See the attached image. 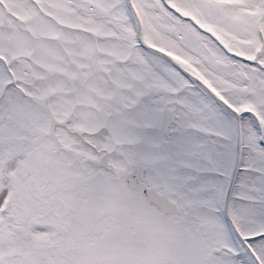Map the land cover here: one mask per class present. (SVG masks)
<instances>
[{"label": "snow or ice", "instance_id": "1", "mask_svg": "<svg viewBox=\"0 0 264 264\" xmlns=\"http://www.w3.org/2000/svg\"><path fill=\"white\" fill-rule=\"evenodd\" d=\"M0 264H264V0H0Z\"/></svg>", "mask_w": 264, "mask_h": 264}]
</instances>
